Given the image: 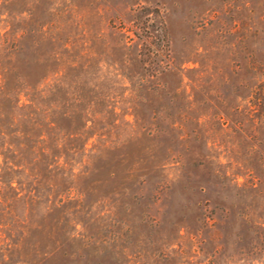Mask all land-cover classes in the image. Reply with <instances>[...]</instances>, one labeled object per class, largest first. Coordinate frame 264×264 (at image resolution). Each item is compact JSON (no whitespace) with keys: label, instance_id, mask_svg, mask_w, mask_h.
Segmentation results:
<instances>
[{"label":"rangeland","instance_id":"1","mask_svg":"<svg viewBox=\"0 0 264 264\" xmlns=\"http://www.w3.org/2000/svg\"><path fill=\"white\" fill-rule=\"evenodd\" d=\"M0 264H264V0H0Z\"/></svg>","mask_w":264,"mask_h":264},{"label":"trees","instance_id":"2","mask_svg":"<svg viewBox=\"0 0 264 264\" xmlns=\"http://www.w3.org/2000/svg\"><path fill=\"white\" fill-rule=\"evenodd\" d=\"M0 117H1V115H0Z\"/></svg>","mask_w":264,"mask_h":264}]
</instances>
